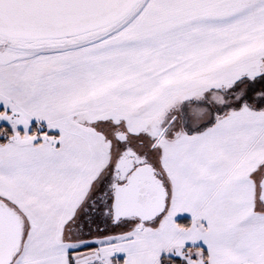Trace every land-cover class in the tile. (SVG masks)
<instances>
[{
  "label": "snow or ice",
  "instance_id": "1",
  "mask_svg": "<svg viewBox=\"0 0 264 264\" xmlns=\"http://www.w3.org/2000/svg\"><path fill=\"white\" fill-rule=\"evenodd\" d=\"M0 264H264V0H0Z\"/></svg>",
  "mask_w": 264,
  "mask_h": 264
}]
</instances>
